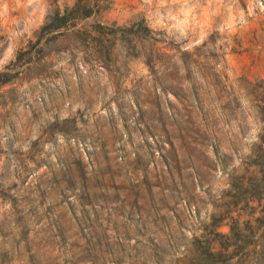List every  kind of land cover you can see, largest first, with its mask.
<instances>
[{"label":"rangeland","instance_id":"374dc122","mask_svg":"<svg viewBox=\"0 0 264 264\" xmlns=\"http://www.w3.org/2000/svg\"><path fill=\"white\" fill-rule=\"evenodd\" d=\"M77 1L0 0V75ZM104 5L0 85V264H185L231 227L264 264V0Z\"/></svg>","mask_w":264,"mask_h":264},{"label":"trees","instance_id":"16d2710c","mask_svg":"<svg viewBox=\"0 0 264 264\" xmlns=\"http://www.w3.org/2000/svg\"><path fill=\"white\" fill-rule=\"evenodd\" d=\"M107 0H78L74 7L67 8L64 12H58L52 16L48 22L40 29L36 34V41L30 43L16 58L13 63V69L9 70L0 75V85L8 84L13 80V76L9 75L11 72L20 70L22 67L27 65H33L46 60L52 51V46L59 41V38L65 33L64 30L74 27L75 23L86 20L98 14L105 6ZM105 30L107 27L102 25H97V30H95L96 35H92L88 32H83L82 36L85 40H90L92 44L99 49L101 56L110 57L111 49L108 48L102 36L105 35ZM63 32V33H62ZM125 34L133 36L137 41L142 42H154L155 35L154 32L145 24L144 21L135 23L129 27L123 29ZM147 59L150 62L152 60V55L148 54ZM235 228L231 227V235H223V238L227 239H240L235 233ZM234 243H228L227 245H222L219 250L211 244L201 246L199 241H197L198 246L194 247V252L185 264H241L240 253L247 248L245 246H239L238 241ZM255 247L254 250H256ZM236 258L239 260L232 263Z\"/></svg>","mask_w":264,"mask_h":264}]
</instances>
